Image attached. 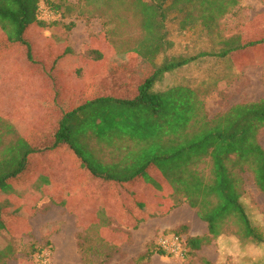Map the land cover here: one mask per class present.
Segmentation results:
<instances>
[{
    "label": "trees",
    "instance_id": "16d2710c",
    "mask_svg": "<svg viewBox=\"0 0 264 264\" xmlns=\"http://www.w3.org/2000/svg\"><path fill=\"white\" fill-rule=\"evenodd\" d=\"M96 1L99 0H86V4L95 6ZM101 1L108 7H132L134 17L140 19L142 35L133 47H119L136 53L137 62H145L147 68L139 72L152 73L141 83L135 98L99 97L64 113L55 134V146L69 145L91 174L109 181L134 180L150 165L163 162V176L177 199L187 202L208 223L206 235L188 237V255L194 256L219 239L230 226L235 227L232 235L264 245V228L253 220L259 212L248 210L243 201L247 172L264 193V146L259 140L264 130V99L237 103L210 117L196 89L177 85L163 92L156 90L167 73L197 58L165 56L174 46L168 39L170 13H178L173 18L180 16L181 31L198 23L218 31L220 21L234 12L240 0ZM69 2L47 1L46 5L60 18L65 16L64 9L71 11L76 7ZM40 4L41 0H0V29L10 44L25 45L29 56L27 29L35 23L48 26L40 18ZM262 42L264 38L248 43L241 36L221 38L217 51L198 56L228 58L233 52ZM94 57L99 59L102 54ZM108 114L112 116L106 117ZM34 152L23 138L4 141L0 129V186L22 173ZM153 254L148 252L146 257ZM6 258V251L0 250V264H7Z\"/></svg>",
    "mask_w": 264,
    "mask_h": 264
},
{
    "label": "rangeland",
    "instance_id": "374dc122",
    "mask_svg": "<svg viewBox=\"0 0 264 264\" xmlns=\"http://www.w3.org/2000/svg\"><path fill=\"white\" fill-rule=\"evenodd\" d=\"M61 3L64 0H41ZM70 1V0H69ZM78 1L76 7L64 9L65 16L60 18H76L81 22L77 39L83 37L80 31L92 34L98 32L106 35L115 45L122 44L133 47L142 35L140 19L134 17L132 7H108L103 1H96L97 5L86 4V0ZM47 6V5H46ZM177 12H171L168 22V39L174 42L165 56L197 57L191 64L176 71L167 73L157 84L156 90L163 92L170 87L187 85L199 92L204 100L205 109L210 117L218 112L225 111L237 103L257 101L264 99V42L247 46L228 58L217 56H202L203 52L217 51L220 39H229L235 36L246 37L248 42L264 38V0H240L234 12L220 21L218 31L210 30L198 23L193 28L179 29V18H173ZM176 19V20H175ZM63 23V21H60ZM66 26L69 23H65ZM111 32L113 34L111 35ZM243 38V42L245 39ZM163 60L160 56L158 62ZM145 63V62H144ZM147 64V63H146ZM148 65V64H147ZM152 71H136L137 80H146ZM111 80H106L105 83ZM117 82L115 81V84ZM134 84V81L131 80ZM106 94L113 93L116 86L108 84L104 87ZM126 98H131L126 95ZM111 108V105H108ZM112 109V108H111ZM111 117V114L106 117ZM90 123L88 121L86 124ZM264 146V130L259 135ZM71 149V148H70ZM72 150V149H71ZM59 155L55 152L43 154L32 153L26 169L19 174L16 180L6 182L0 187V250H5L8 258L7 264H153V258H147L148 252L161 255L156 264H223L222 240L215 239L194 256L186 254L185 257L167 255L158 245L164 233H177L185 238L187 248L188 237L193 236L188 224L175 228L157 230L153 235L144 229L135 232L122 229L85 230L74 224V217L65 211L64 207L73 204L66 198L67 192L61 190L57 203L48 198L54 196L51 185L55 182L57 171L62 170ZM72 162V170L78 167L79 162ZM84 166V162L82 164ZM163 162L155 163L150 170V177L162 174ZM245 178L244 205L255 213L253 220L264 228V193L256 186L253 176L247 172ZM34 186L38 196L42 186L41 198H8L5 189L8 186ZM115 182H105L99 189V196L105 198L110 191H114ZM4 187V188H3ZM25 191L22 193L24 194ZM66 194V196H65ZM6 198V199H4ZM5 201L8 206H5ZM138 204L140 202H137ZM185 206H190L183 202ZM75 205V204H74ZM77 214L81 210L80 204L76 206ZM194 209V208H193ZM195 210V209H194ZM64 215H67L64 217ZM184 227V228H180ZM179 231V232H178ZM235 227L230 226L226 234H234ZM221 241L220 244L214 243ZM264 250V245H262ZM42 249L43 252L40 251ZM188 252V248H187ZM210 256L211 260H208ZM145 257V258H144Z\"/></svg>",
    "mask_w": 264,
    "mask_h": 264
},
{
    "label": "crops",
    "instance_id": "0c3cea01",
    "mask_svg": "<svg viewBox=\"0 0 264 264\" xmlns=\"http://www.w3.org/2000/svg\"><path fill=\"white\" fill-rule=\"evenodd\" d=\"M55 20L47 22L46 27L35 23L27 29L25 37L31 45L30 56L25 45L10 44L0 29V118L3 121H0V129L4 141L11 143L23 138L34 153H58L57 161L63 167L57 171L50 188L55 194L48 198L57 203L64 189L66 198L73 201L64 209L73 215L74 224L81 225L79 228L108 230L104 232L106 236L115 229L131 232L144 229L153 235L157 230L188 224L193 236L206 235L208 223L191 206L180 203L163 172L150 177L154 164L134 180L109 181L91 174L69 145L55 146V134L64 113L99 97L111 96L104 89L108 84L117 87L113 97L135 98L143 81L132 76L147 68L144 63L137 62L136 53L127 52L99 32L92 34L81 30L83 37L78 40L82 24L76 18ZM72 23L74 26L70 28ZM244 39L247 43V38ZM99 52L102 57L96 59L94 55ZM106 80L111 81L105 83ZM75 160L80 165L72 170ZM107 181L115 182V190L101 198L99 189ZM42 188L39 196L37 189L30 185L19 187L14 183L5 191L7 199L41 198V191L48 187ZM7 203L5 201V206ZM79 204L81 210L77 214ZM219 240L223 242V264H264L262 244L250 243L232 234H223ZM214 243L218 245L221 241ZM160 256H152L153 264ZM207 258L211 260L210 256Z\"/></svg>",
    "mask_w": 264,
    "mask_h": 264
},
{
    "label": "built area",
    "instance_id": "2783aa9c",
    "mask_svg": "<svg viewBox=\"0 0 264 264\" xmlns=\"http://www.w3.org/2000/svg\"><path fill=\"white\" fill-rule=\"evenodd\" d=\"M40 18L46 22H52L59 18V14L47 7L46 5L40 4ZM161 251L167 255L185 257L187 254V248L185 244V238L178 235L177 233H164L158 242Z\"/></svg>",
    "mask_w": 264,
    "mask_h": 264
}]
</instances>
